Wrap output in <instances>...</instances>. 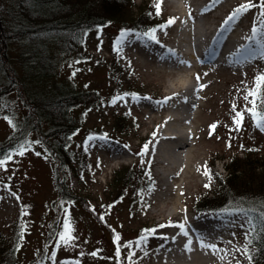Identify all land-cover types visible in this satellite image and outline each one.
I'll list each match as a JSON object with an SVG mask.
<instances>
[{
    "label": "rangeland",
    "instance_id": "374dc122",
    "mask_svg": "<svg viewBox=\"0 0 264 264\" xmlns=\"http://www.w3.org/2000/svg\"><path fill=\"white\" fill-rule=\"evenodd\" d=\"M157 2L160 15L154 7ZM248 2L125 0L127 16L134 20L144 15L146 30L120 22L94 27L73 52L54 57L53 70L47 66L53 75L48 81L27 72L30 67L17 44H2L1 87L8 83L10 89L0 94V144L13 138L18 145L10 151L13 160L7 171L0 169V243L4 254L11 252L9 264H117L118 246L120 264H129L130 249L122 245L133 242L136 249L134 242L142 236L147 243L135 251L132 264H179L171 260L173 247L180 244L179 225L186 230L185 223L203 227V218L216 217L214 225L223 228L213 244L217 250L210 248L209 257L199 264H250L243 251H235L246 246L252 251V237L245 240V234H252L253 223L245 213L195 211L202 194L220 192L216 179L222 182L231 156L242 158L252 149L264 155V131L244 111L253 109L255 96L247 101L244 97L256 94L264 75V37L249 39L254 24L264 27L260 7L264 0H250L256 7L222 28L229 14ZM170 17L175 23L155 33L159 43L144 36ZM122 32L130 34L117 43ZM47 48L56 54L60 46ZM179 78H184L182 84ZM66 84L89 98L71 111L78 128L68 142L71 162L61 166L47 136L48 125L28 96L33 100L46 94L47 101L53 85ZM170 90L176 93L158 104ZM178 103H184L186 113V136L175 143L184 146L179 150L181 169L165 179L161 164L150 161L152 156L157 159L153 154L159 127L154 117ZM236 111L244 113L239 126L234 123ZM100 136L107 140H88ZM21 145H29V150L16 155ZM145 145L147 151L139 155ZM131 176V184L124 185ZM160 183L166 188L159 190ZM61 191L66 194L63 199ZM66 222L74 238L67 246L59 241ZM113 233L119 236L118 243Z\"/></svg>",
    "mask_w": 264,
    "mask_h": 264
},
{
    "label": "trees",
    "instance_id": "16d2710c",
    "mask_svg": "<svg viewBox=\"0 0 264 264\" xmlns=\"http://www.w3.org/2000/svg\"><path fill=\"white\" fill-rule=\"evenodd\" d=\"M125 0H0V48L2 44H17L21 59L27 72L39 76V81H48L53 75L49 74L56 66L54 57L73 52L80 44L86 32L94 27L107 25L109 22L128 23L133 29L142 30L145 16L134 20L127 16L124 8ZM3 9L4 12H3ZM145 29V28H143ZM146 30V29H145ZM145 32V31H143ZM53 42V43H52ZM57 45L60 49L52 54L47 45ZM75 46V47H74ZM1 52V51H0ZM49 54L52 55L51 59ZM52 65V66H51ZM34 74V75H35ZM41 75V76H40ZM4 77H7L6 75ZM2 79V76H0ZM7 80L14 84L12 79ZM49 83V82H48ZM23 84V82H22ZM25 89L26 85L23 84ZM6 89V90H5ZM10 89V84L1 87L0 94ZM29 95V93H28ZM38 95V94H37ZM41 96L40 98H38ZM31 97L30 103H36L38 112L48 125L47 136L53 140L52 146L61 166L71 162L67 150L69 139L77 131V122L71 114L72 110L84 105L89 98L87 93H75L71 85H53L48 100L46 94ZM46 98V99H47ZM256 108L264 112V83H260L255 95ZM119 129H123L119 127ZM17 141L13 138L0 144V156H5L15 150ZM231 156L230 163L225 166L226 175L222 182L216 179L220 186L218 194L212 192L202 194L195 210L198 212L224 211L243 209V212L253 223L251 234L250 264H264V155L258 156L255 150H246L242 158ZM124 182L130 185V179ZM123 190L119 194H122ZM60 199L66 197L65 192L59 193ZM113 239L117 235L113 233ZM141 234H139L140 236ZM0 243V264H9L11 252L4 254ZM117 264L121 263V255L116 254ZM4 261V262H3Z\"/></svg>",
    "mask_w": 264,
    "mask_h": 264
},
{
    "label": "bare ground",
    "instance_id": "6f19581e",
    "mask_svg": "<svg viewBox=\"0 0 264 264\" xmlns=\"http://www.w3.org/2000/svg\"><path fill=\"white\" fill-rule=\"evenodd\" d=\"M184 78H179L180 84H182ZM175 93L176 91L170 90L165 93V96L169 97ZM179 96L181 95L179 94ZM183 104L184 103H178L174 109L165 110L160 115L154 117L158 123L157 126L159 127L157 132L158 143L153 154L156 155L157 159L154 160L152 156L150 161L151 163H157V165L161 164L163 169V177L165 179L170 177L174 178L181 169L179 150L184 146H176L175 143L183 141L186 136L183 131V129H186V113H183ZM193 170L195 169L193 168ZM166 186L167 184L160 183L158 188L159 190H163L166 188ZM177 213L179 214V212H176V214ZM217 220L218 217L212 220H210V218H203L201 222L204 226L201 229L191 230L187 228L186 231L188 235H181L180 244L176 246V248L173 247V251L171 252V260H177L179 261V264H199V262L205 261V258L209 257L207 251L210 248L203 247L202 243L205 245L215 244V241L219 236V231L223 229L220 227L221 225H214ZM189 240L191 241L190 245L188 244ZM170 244H173L172 241H169V245Z\"/></svg>",
    "mask_w": 264,
    "mask_h": 264
},
{
    "label": "snow or ice",
    "instance_id": "6c2138e0",
    "mask_svg": "<svg viewBox=\"0 0 264 264\" xmlns=\"http://www.w3.org/2000/svg\"><path fill=\"white\" fill-rule=\"evenodd\" d=\"M155 9H156V15H160V9H161V5L159 2H157L155 5H154ZM252 7H256L255 4L251 3L250 0L248 3H245V4H241V5H238L232 13L229 14V16L225 19V21L223 22V25H222V28L227 26L233 19H235V17L240 14V13H243V12H246L248 9L252 8ZM260 7L262 9H264V3H262L260 5ZM261 17L264 18V12L261 13ZM175 19L174 17H170L168 19V21L165 22V25H161V26H158L157 28L155 29H152L150 30L149 32H145L144 33V36L147 37L151 42H154V43H159L158 39H157V36H156V32L159 31V30H163L165 27L167 26H171L173 23H175ZM261 25H264V19H261ZM252 35L249 37V39H256L257 35L259 34L260 36L264 37V27H261V28H257V26L254 24L253 27H252ZM130 33H126V32H122L121 33V37H120V40L117 42V43H122L124 38L126 36H128ZM169 51V54L170 55H175V53L172 51V50H168ZM237 51H240V49H237ZM183 62V61H181ZM197 80H199V77L197 76ZM259 81H261L262 83H264V75H261L259 77ZM126 96L129 95V94H125ZM256 94L253 93V92H249L248 95H246L244 97V99L247 101L248 100V97L249 96H255ZM118 99H124V97H119ZM133 99H137V97H135V95L133 94ZM144 99H150V97H144ZM171 97H165L163 100L161 101H157L158 104H165L168 102V100H170ZM115 99L113 100V103H115ZM251 103L253 104V109H245L244 111L246 112H249L253 121L255 122L254 126L256 127H259L262 131H264V112H261L258 108H256V105H255V100L251 101ZM233 110L235 111V106H233ZM243 112H240V111H236L235 112V117H234V123L239 126L242 122V117H243ZM6 120H8V123L10 124V126H13L15 127V125L13 124V121L10 120L8 117H5ZM211 127H215V125H212ZM155 135V133L153 134ZM93 139H99L101 141H106L107 140V137L106 136H100V137H89L88 140L91 141ZM29 145H21L19 146V149L18 151L15 153L16 155H24V152L26 150H29ZM148 149V146L145 145L144 146V149L142 150L141 153H139V155H143L144 152H146ZM37 155H40V153H37ZM13 160V154L12 153H9L5 156H0V169H3L4 171H7V164ZM205 175H210V173H208L207 171L205 172ZM210 187V185L206 184L205 185V188H208ZM151 190V189H150ZM225 211H228L229 214L231 215H236V214H242L243 213V209H232V210H225ZM101 219H103V217H101ZM261 219L264 220V213L261 214ZM251 222L249 221V224ZM163 227V225L161 226ZM180 227V230H181V234L187 236L188 233L187 231L184 230V225L183 224H180L179 225ZM241 227H243V225H241ZM254 230V229H253ZM153 231V234H154V231L155 230H152ZM70 232H71V227L70 225L66 222L64 224V230L59 233V241L61 244L63 245H69L70 244V241L72 239H74L71 235H70ZM251 236V231H248L246 232L245 234V240H248ZM119 236H116L115 239H114V242H119ZM135 245H136V249H133V242H127L126 244L122 245L123 247H127L130 249L129 253H128V256H129V264H132V257L135 256V251L139 248H141L142 246H145L146 243H147V240L146 238H144L142 236V238L138 239L137 241L134 242ZM191 241L189 240L188 244L190 245ZM202 246L203 247H208V248H212L214 251H216V247L215 245H205L202 243ZM119 251H120V246H118L117 248V255H119ZM235 251H243V254L249 259V261L251 262V252L249 250V248L246 246L243 248V250H241L240 248H236ZM55 251H53L51 253V259L54 261L55 260ZM91 255L93 256H96L98 255V253L96 252H93ZM237 264H239V262H237Z\"/></svg>",
    "mask_w": 264,
    "mask_h": 264
}]
</instances>
